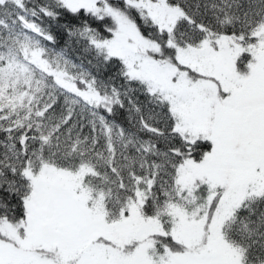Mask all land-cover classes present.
<instances>
[{
	"label": "snow or ice",
	"instance_id": "obj_1",
	"mask_svg": "<svg viewBox=\"0 0 264 264\" xmlns=\"http://www.w3.org/2000/svg\"><path fill=\"white\" fill-rule=\"evenodd\" d=\"M0 264H264V0H0Z\"/></svg>",
	"mask_w": 264,
	"mask_h": 264
},
{
	"label": "trees",
	"instance_id": "obj_2",
	"mask_svg": "<svg viewBox=\"0 0 264 264\" xmlns=\"http://www.w3.org/2000/svg\"><path fill=\"white\" fill-rule=\"evenodd\" d=\"M72 55H76L75 53H73Z\"/></svg>",
	"mask_w": 264,
	"mask_h": 264
}]
</instances>
